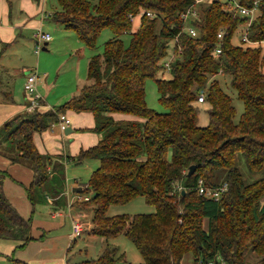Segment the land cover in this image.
<instances>
[{
	"label": "trees",
	"instance_id": "obj_1",
	"mask_svg": "<svg viewBox=\"0 0 264 264\" xmlns=\"http://www.w3.org/2000/svg\"><path fill=\"white\" fill-rule=\"evenodd\" d=\"M206 1L56 0L58 8L47 14L49 20L75 33L91 52L105 30L114 37L105 43L102 55L90 58L87 82L77 95L47 112L16 115L0 127V145L7 144L8 160L32 172L26 191L36 207L47 194L65 193V171L51 175L53 157L37 150L34 135L50 130L68 111L91 113L93 132L101 140L75 158L77 164H100L77 194L89 199L82 202L83 210L94 207L89 234L107 242L124 235L140 253L141 264H183L187 255L193 264L200 259L264 264V0H259L248 28L250 18L227 2ZM256 1L239 0L248 8ZM8 2L11 7L12 0ZM239 32L242 39L235 45ZM126 34L131 35L128 46L122 40ZM165 72L169 79H157ZM221 76L230 77L231 88L244 104L239 122ZM149 79L156 80L166 113L148 107ZM201 93L204 103L198 101ZM199 104L208 105L206 127L199 126ZM116 114L136 120H116ZM239 156L255 180L244 178ZM191 166L196 170L188 176ZM7 177L9 173L0 170V240L17 242L16 253L34 240L33 219L24 218L7 198ZM200 182L208 188L226 185L228 190L219 200L208 199L198 193ZM138 198L155 212L108 216L112 207ZM11 261L27 264L15 256ZM121 261L127 263L125 254L107 247L97 259H70L65 264Z\"/></svg>",
	"mask_w": 264,
	"mask_h": 264
},
{
	"label": "rangeland",
	"instance_id": "obj_2",
	"mask_svg": "<svg viewBox=\"0 0 264 264\" xmlns=\"http://www.w3.org/2000/svg\"><path fill=\"white\" fill-rule=\"evenodd\" d=\"M46 1V10L47 13H52L57 10L56 0H45ZM211 0H207L205 4H209ZM222 2L229 3V0H221ZM239 1V0H237ZM28 3V4H27ZM26 4H35V0H12V6L10 7L8 0H0V26L5 27L9 23H11L12 27H15L18 19H24L28 12L24 10ZM22 5H25L22 7ZM37 11L41 9L37 8ZM35 11V10H33ZM2 23V25H1ZM47 25H51L50 23ZM48 26V27H49ZM138 26V21H134L133 30H135ZM245 28V27H244ZM64 30V29H63ZM243 30V27H240V32ZM6 30H3V36L0 34V38L8 39V36H5L4 33ZM240 32L234 38V44H240L241 34ZM72 36H75V33ZM54 40L50 43L47 48L48 51H44L43 49L36 53V44L32 39V33L27 29H18L16 30L15 37L13 40L16 42L11 43L9 48H6L5 45L0 47V127H2L6 122L12 119L14 116L18 115L19 111L22 109L24 104V91L21 87L20 81L23 79V74L27 72H37L39 77L41 78L40 87L45 89L46 91L51 90L52 86L56 83V89L51 90V92H57L58 97H63L59 95L60 92L65 89L64 86L68 85V78L71 76L69 70L72 66V59L68 57V49H78L73 45V41H69L68 36H64L60 31H53ZM114 37L113 33L110 30H105L97 42V49L94 52L86 49L84 45H82L81 50H75L74 57H78L81 61L80 68L81 71L85 69L86 62L90 55L95 54H103L104 45L107 41L111 40ZM77 38V37H75ZM76 40V39H75ZM122 40L126 46L130 44L131 35L126 34L122 36ZM1 41V40H0ZM12 41V40H10ZM9 40H4L3 43L10 42ZM79 42V41H78ZM58 46V50H54V45ZM82 44V43H81ZM252 45V44H250ZM264 46V45H263ZM86 71L84 74V70L82 73L86 76ZM171 76L169 72H165L164 75L159 74L157 79H169ZM220 81L222 83V87L224 91L229 94L233 98L234 106L237 110V116L235 122H239L241 116L244 113V104L238 98L237 93L230 86V77L221 76ZM8 82V83H7ZM11 83L12 88H16V95L14 102H9V98H7L6 94L9 92L10 88L7 87L8 84ZM15 84L17 86L15 87ZM11 91V90H10ZM146 94H147V104L148 107L155 110L158 113H166V109L161 105L159 101V94L157 89V83L154 79H149L146 83ZM200 110L199 115V126L206 127L209 124V117L207 114L208 105L207 104H199ZM11 115V117H9ZM116 120H136V117L132 115L125 114H116L114 115ZM57 135H62V132L59 129L55 130ZM65 138L66 136L64 134ZM72 140V139H71ZM8 149L7 144L0 145V160L3 163L4 160H8ZM9 163L5 166L7 171H9L8 166ZM99 161L97 160H86L82 164H73L70 166L69 171H67V178L71 181V185L75 186L78 184L86 185L91 178L93 172L99 167ZM23 166V165H22ZM238 167L244 174V178L250 182L257 178L256 175H250L246 169L244 161L241 156L238 157ZM29 169V168H28ZM12 169L9 171V177H7V181L9 182L7 192L10 194V197L13 198L14 201H18V205L21 206L22 199H25L27 204L31 207L30 201L28 199L26 187L20 181L16 182L12 177ZM29 173V171L25 170ZM22 172L19 176L28 177V173ZM30 178V177H29ZM17 179V178H16ZM24 182V181H23ZM21 192L23 195H21ZM74 195V194H72ZM84 202L78 197H76L77 206L82 207V203ZM75 203V205H76ZM73 206V205H72ZM32 213L23 214L28 219L32 218L33 222V232L34 234H40L43 232H47L44 239L37 238L34 240L30 246L24 251L25 255H27L29 262L27 264H60L62 259L66 256L67 251H69V257L73 262H80L89 259H97L104 252L107 247L118 248L121 253L125 254L126 261L128 264H141L142 257L134 244L126 238L124 235H120L116 239L110 240L107 242L105 239L90 236L88 234H83L82 237L77 238L76 242L73 244V223L71 224V216L68 212H65L62 217L57 218L56 220L52 219L50 210L47 206L37 205L31 209ZM155 212V208L149 206L143 198H138L133 202L124 205V206H114L109 212L108 216H118V215H130L134 216L137 214H151ZM80 213L83 215L84 220L92 221L94 216V207L87 206L85 210H81ZM23 216V217H24ZM48 223V225H41L44 229L38 226V223ZM51 224H59V227L53 229ZM50 225V226H49ZM72 226L71 236H68V232L70 231V227ZM91 230V229H90ZM90 230L88 232H90ZM40 232V233H39ZM63 235L66 237L64 238ZM65 239L68 243L63 244L62 239ZM17 242L10 240H0V264H12L11 258L15 256L16 259H19L21 255V251L14 252ZM71 247V248H70ZM60 250L63 251L60 256ZM42 252V253H41ZM15 254V255H14ZM65 255V256H64ZM21 260V259H20ZM26 262V261H24ZM123 261L117 264H127ZM249 263H253V261H249ZM183 264H193V258L191 255H187L183 261Z\"/></svg>",
	"mask_w": 264,
	"mask_h": 264
},
{
	"label": "crops",
	"instance_id": "obj_3",
	"mask_svg": "<svg viewBox=\"0 0 264 264\" xmlns=\"http://www.w3.org/2000/svg\"><path fill=\"white\" fill-rule=\"evenodd\" d=\"M28 4V3H27ZM26 4V6H28ZM35 5L37 6V8L41 9V13L40 10L37 11L35 8ZM46 1L45 0H35V4H29L28 7H26L24 10H26L28 12V14L26 15V17L23 19H18V21L15 24V27H12L11 23H9L7 26H3L2 23V27L0 26V34L1 36H3V30H6V32L4 33L5 36H8V39L3 38L4 40H12L10 42L7 43H3V39L0 38V47H2L3 45H7L6 48H9L11 43H15L16 41L13 40V38L15 37L16 34V30L18 29H27L30 30L31 33L33 34L34 30L38 29V28H42L43 30L49 32L53 39L51 42H53L54 40V36H53V31L58 30L60 31V33H62L64 36H68L69 41H73V45L76 46L78 49L75 50H81L82 45L80 40L76 35L73 37L71 33V31L66 30L63 26L58 25L54 22H52L51 20H49V18L47 17L48 13L46 10ZM25 5H22V7ZM35 10V11H33ZM47 23L51 24L50 26L47 25ZM49 26V27H48ZM64 29V30H63ZM76 39V40H75ZM79 41V42H78ZM50 42V43H51ZM49 44H47V47H49ZM10 44V45H9ZM9 45V46H8ZM58 46L57 44L54 45V50H58L57 49ZM86 48V47H85ZM87 49V48H86ZM75 50L73 49H68V57L69 59H72V66L69 70H71V76L68 78V85L64 86L65 89H63L59 95H62L63 97H58L57 92H51V90H55L56 89V83L52 86V88H50L51 90L46 91L45 89H42L40 87V83H41V78H40V83H39V92L43 98V107L40 111L42 112H47L49 110H52L54 108H57L61 105H63L65 102H67L69 99H71L72 97H74L75 95L78 94L80 88L82 86H84L87 82V74H88V65H89V61L90 58L93 56L90 55V58H88V61L86 62V67L84 70V74H85V70L87 68L86 71V76L82 73L81 68H80V59L78 57H74L73 55L75 54ZM48 51V50H46ZM33 72V71H31ZM30 72L27 73H23V79H21L22 82L21 83V87L24 91V104L22 106V109L19 111L18 115L25 113L26 112V94H25V90H24V84L26 81V77ZM8 83V82H7ZM17 86V84H15V87ZM8 88H10L9 92L6 94V96L9 98V102H14L15 100V96L17 91L16 88L11 89V83L7 85ZM66 116L68 117V119L70 120L71 124H70V128L68 129V134L66 132H62L58 127H54L51 128L48 131H45L43 133H38L34 135V144L37 148V150L44 155H50L53 157L52 160V164L50 166V173L51 175H58V172L60 169H63L65 171V193L59 197L53 195V194H47L46 195V201H44L42 204H38L41 206H47L50 210L51 216L53 220H56L59 217H62V215L65 212H68L70 214V218H71V224L74 222V220L79 219L80 222L83 225L84 231L82 233V235L80 237L83 236V234H89V230L91 229V227L93 226L92 221L90 220H84L83 219V215L80 213L82 209V207H80L79 205L77 206L76 203V197L78 196V193H74L73 190L76 188H80L81 190H83V185L78 184L75 186L71 185V181L69 180V178H67V171H69V168L71 165L73 164H77L75 158L84 150H88L94 146H96L99 141L101 140V136L95 132H93V129L95 127V119L94 116L91 113H75L72 111H68L66 113ZM11 117V115L9 116ZM56 129H59V131L62 132V135H57L55 132ZM64 134L66 136H68L67 138H65ZM72 139V140H71ZM2 160H0V170L3 171H7L5 166L7 165V163H9L8 166L9 167V171L12 169V177L15 179L16 182H21L22 184H24L25 186H29L32 182L33 179V175L30 169H28L26 166H22L20 164H12L9 160H4L3 163L1 162ZM25 170L29 171L26 172ZM9 171H7L9 173ZM26 172L28 173V177H21L19 176L20 174H22V172ZM11 176V174H9ZM30 177V178H29ZM17 178V179H16ZM7 181V180H6ZM4 183V191L5 194L7 196V198L9 199V201L13 204V206L17 209V211L24 216L23 214L25 213H32L31 209H33V205L30 202L31 207L27 204V202L25 201V199H22V205L19 206L18 205V201H14L13 198L10 197V194L7 192V188L9 185V182ZM24 181V182H23ZM26 187V188H27ZM74 194V195H72ZM80 194V193H79ZM21 195H23V193L21 192ZM76 203V205H75ZM82 203V202H79ZM73 205V206H72ZM37 206V205H36ZM24 218L28 219V217ZM41 225H48V223H38V226H40L42 229H44ZM53 229H56L59 227V224H51ZM50 226V225H49ZM40 233V232H39ZM46 231L43 233L38 234H34L33 232V225H32V237L34 240H37V238H41L46 236ZM72 233V226L70 227V231L68 232V236H71ZM92 236V235H90ZM63 237L65 238L66 236L63 235ZM79 237V238H80ZM62 239V243L63 244H67L68 243L65 239ZM44 239V238H43ZM33 240V241H34ZM32 241V242H33ZM77 240H73V244L74 242H76ZM31 242V243H32ZM30 243V244H31ZM30 244L28 245V247L30 246ZM27 247V248H28ZM26 248V249H27ZM71 248V247H70ZM22 250L21 255L19 257L18 260L24 262L25 263L29 262L27 255H25L24 251ZM69 251H67L66 256L62 259V262L60 264H65L68 260H70L69 257ZM42 253V252H41ZM63 251L60 250V256L62 255Z\"/></svg>",
	"mask_w": 264,
	"mask_h": 264
},
{
	"label": "built area",
	"instance_id": "obj_4",
	"mask_svg": "<svg viewBox=\"0 0 264 264\" xmlns=\"http://www.w3.org/2000/svg\"><path fill=\"white\" fill-rule=\"evenodd\" d=\"M200 1H198L199 3ZM229 6L232 8V10H235L236 12H238L240 15L242 16H246L250 18L249 23L247 24V28L250 26L252 20L256 17L257 12H258V8H259V0H257L254 4L253 7L248 8L243 6L239 1L237 0H229ZM148 16H152L151 14H148ZM192 16L195 18H197L196 13H192ZM187 17V16H186ZM190 31V34L192 36H196V32L194 29L189 28L188 29ZM223 33L221 32L218 35V38H222ZM32 39L34 40L35 44H36V53H39L43 47L46 44H49L53 37L52 35L43 30L42 28H38L36 30H34L33 34H32ZM243 40L249 44H253L250 43V41L248 40L247 36L244 35ZM178 42V40H177ZM182 53V47L179 48V54ZM221 51L218 49V51L216 52V55H220ZM175 59V56L172 55L168 62L165 64L167 70H170V64L171 62ZM39 82H40V77L38 75L37 72H30L27 77H26V81L24 84V90H25V94H26V112L29 113H34L38 110H41L43 107V98L39 92ZM205 93H201L198 101L199 103H204L205 102ZM70 120L68 119V117L66 116V114H62L59 117V122L56 125H53L52 128L54 127H58L62 132H67L68 129L70 128ZM228 187L222 186L219 188H208L206 186H204V184L202 182H200L199 188H198V193L199 195L208 198V199H212V200H219L222 195L227 192ZM79 199H81L82 201H88V198H82L79 195L77 196ZM84 231L83 225L80 222L79 219L74 220L73 222V240L79 238L82 233ZM220 262L222 264L223 261L220 260ZM196 264H216L214 261H210V262H205L202 259H200Z\"/></svg>",
	"mask_w": 264,
	"mask_h": 264
},
{
	"label": "water",
	"instance_id": "obj_5",
	"mask_svg": "<svg viewBox=\"0 0 264 264\" xmlns=\"http://www.w3.org/2000/svg\"><path fill=\"white\" fill-rule=\"evenodd\" d=\"M47 44L43 47V50L46 51L47 50ZM68 134V131L66 132ZM196 170V167L195 166H191L190 169H189V172H188V176H191ZM74 193H81L82 190L80 188H76L73 190Z\"/></svg>",
	"mask_w": 264,
	"mask_h": 264
}]
</instances>
